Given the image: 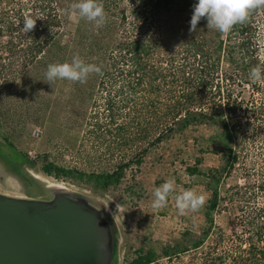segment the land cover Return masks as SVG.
<instances>
[{"label": "trees", "instance_id": "16d2710c", "mask_svg": "<svg viewBox=\"0 0 264 264\" xmlns=\"http://www.w3.org/2000/svg\"><path fill=\"white\" fill-rule=\"evenodd\" d=\"M75 2L0 0V65H39L46 73L49 64L79 55L101 67L86 83L63 80L62 92L84 115V140L115 165L86 173L44 157L43 173L106 190L171 140L213 128L205 144L195 139L199 155L186 167L189 177L205 178L210 192L200 231L187 229L182 241L161 249L140 248L130 264H264V83L249 79L254 65L264 67V8L222 35L208 29L206 18L190 31L198 0H100L103 25L79 17L70 39ZM25 16L37 19L29 33L22 30ZM5 142L3 157L25 163L26 155ZM210 153L220 165L205 173L203 154ZM221 216L231 219V232ZM114 249L112 241L110 264Z\"/></svg>", "mask_w": 264, "mask_h": 264}, {"label": "rangeland", "instance_id": "374dc122", "mask_svg": "<svg viewBox=\"0 0 264 264\" xmlns=\"http://www.w3.org/2000/svg\"><path fill=\"white\" fill-rule=\"evenodd\" d=\"M78 18L76 13L70 18L67 28L70 39ZM32 67L0 65V194L51 202L59 192H65L96 208L111 228L114 264H130L140 248L161 249L182 241L187 229L200 231L204 222L202 209L180 214L174 196L184 189L194 188L205 194L206 202L210 198L205 178L189 177L186 167L199 155L195 139L205 144L213 135V128L191 129L184 136L171 140L150 154L139 171H129L119 185L106 190L94 189L78 181L56 180L43 173L44 157L59 166L86 173L109 171L115 160L108 152L84 140V115L80 114L79 105L66 104L70 99L63 95V80L51 85L41 66ZM6 138L17 153L26 155L25 163L15 164L3 157ZM31 154L36 158H31ZM203 157L205 173L220 165L217 154H203ZM169 178L176 181V193L169 197L165 207L153 209L155 188ZM237 179L230 180V185ZM240 183L245 181L240 180ZM117 205L122 206L120 211ZM230 222L229 217L219 218V224L228 232L232 231ZM159 264L170 263L162 260Z\"/></svg>", "mask_w": 264, "mask_h": 264}, {"label": "water", "instance_id": "95a60500", "mask_svg": "<svg viewBox=\"0 0 264 264\" xmlns=\"http://www.w3.org/2000/svg\"><path fill=\"white\" fill-rule=\"evenodd\" d=\"M112 235L96 208L59 192L51 202L0 194V264H110Z\"/></svg>", "mask_w": 264, "mask_h": 264}, {"label": "clouds", "instance_id": "9594fccd", "mask_svg": "<svg viewBox=\"0 0 264 264\" xmlns=\"http://www.w3.org/2000/svg\"><path fill=\"white\" fill-rule=\"evenodd\" d=\"M264 8V0H198L193 6L190 20V31L196 32L199 22L206 18L209 30H216L222 35H227L238 23H244L249 14L256 9ZM73 11L83 19L101 26L106 16L100 0H77L72 4ZM37 19L25 16L22 30L31 32L36 27ZM101 73V67L88 64L79 56H73L71 62L49 64L45 77L47 83L53 84L57 80L86 83L90 74ZM249 79L253 83H264V67L254 65L249 72ZM224 119H227L225 116ZM176 193V181L167 179L154 190L152 201L153 209H160L167 205L170 196ZM175 206L180 214L188 211L193 213L202 209L206 203V196L198 193L194 188L184 189L175 194ZM119 211L122 206L117 205ZM115 219V217H114Z\"/></svg>", "mask_w": 264, "mask_h": 264}, {"label": "built area", "instance_id": "2783aa9c", "mask_svg": "<svg viewBox=\"0 0 264 264\" xmlns=\"http://www.w3.org/2000/svg\"><path fill=\"white\" fill-rule=\"evenodd\" d=\"M30 156H31V158H36V156H35V155H33V154H31Z\"/></svg>", "mask_w": 264, "mask_h": 264}, {"label": "flooded vegetation", "instance_id": "af4514ba", "mask_svg": "<svg viewBox=\"0 0 264 264\" xmlns=\"http://www.w3.org/2000/svg\"><path fill=\"white\" fill-rule=\"evenodd\" d=\"M111 235H112V233H111ZM112 241H114L113 236H112Z\"/></svg>", "mask_w": 264, "mask_h": 264}]
</instances>
